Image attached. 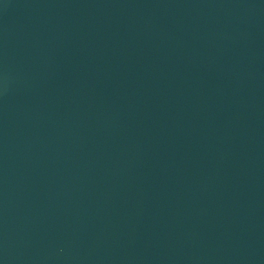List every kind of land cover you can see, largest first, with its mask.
<instances>
[{
	"label": "water",
	"instance_id": "95a60500",
	"mask_svg": "<svg viewBox=\"0 0 264 264\" xmlns=\"http://www.w3.org/2000/svg\"><path fill=\"white\" fill-rule=\"evenodd\" d=\"M0 264H264V0H0Z\"/></svg>",
	"mask_w": 264,
	"mask_h": 264
}]
</instances>
